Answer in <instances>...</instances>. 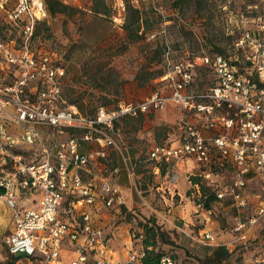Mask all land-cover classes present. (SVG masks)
Instances as JSON below:
<instances>
[{
  "label": "built area",
  "instance_id": "2783aa9c",
  "mask_svg": "<svg viewBox=\"0 0 264 264\" xmlns=\"http://www.w3.org/2000/svg\"><path fill=\"white\" fill-rule=\"evenodd\" d=\"M6 1L0 0V10ZM45 16L41 0H17L3 24L21 23V42L7 35L0 37V199L12 213V228L0 238V244L13 256L14 264H142L143 250H129L120 259L106 248L107 238L86 207L97 201L117 207L124 198L115 183L102 180L96 184L85 174L105 147L120 148L114 138L120 116L152 113L168 103L176 104L184 115L178 121L179 143L153 144L148 160L169 167L174 161L193 158L199 168L207 166L198 175L215 191L218 203L230 199L237 213L232 239L224 245L233 251L229 246L233 243L248 248L257 239L264 242V87L242 75L224 54L178 58L165 41L159 87L141 100L122 103L114 111L100 108L87 118L74 104L64 105L61 79L65 68L47 53L37 55L31 46L35 25ZM235 43L264 57V16L258 18L255 31L243 29ZM199 68L212 76L211 83L200 90L195 83ZM77 129L81 139L95 141L100 149L81 151L74 134ZM123 159L129 161L128 156ZM217 166H231L229 181L211 169ZM177 177L168 173L172 183ZM253 179L257 188L249 194L248 183ZM189 183L187 197L211 216L215 207L205 209L199 183L191 179ZM21 190L37 194L35 207L19 206ZM249 195L256 199L253 207ZM66 199L68 208L64 209ZM245 212L248 215L242 220ZM254 227H259L256 237L250 236ZM201 237L214 243L211 229H205ZM21 258L27 262L19 261ZM253 261L264 264V254ZM157 264L177 262L162 255Z\"/></svg>",
  "mask_w": 264,
  "mask_h": 264
},
{
  "label": "rangeland",
  "instance_id": "374dc122",
  "mask_svg": "<svg viewBox=\"0 0 264 264\" xmlns=\"http://www.w3.org/2000/svg\"><path fill=\"white\" fill-rule=\"evenodd\" d=\"M16 1L7 0L0 10V37L7 35L20 43L21 23L3 24V17ZM41 1L46 9L45 0ZM60 1L75 10L52 16L46 9V16L35 25L31 46L37 55L47 53L65 68L61 79L64 105L74 104L84 117L92 118L100 108L114 111L120 104L141 100L159 87L161 83L157 79L159 72L163 73L165 41L178 58L224 54L240 65L242 75L260 88L264 87V57L252 48H238L235 43L243 29L255 31L258 18L264 16V0ZM135 9L139 21L133 27L139 26V30L131 38L124 24L127 19H134ZM259 65L261 69L257 68ZM211 81L210 72L199 68L196 88L204 89ZM183 117L180 107L173 103L146 116H120L115 121L118 134L114 135L120 148L105 147L104 154L97 156L102 168L93 161L89 167L93 174L122 182L129 194L124 196L120 206L91 205L86 210L94 225L102 228L107 238L106 248L120 259H124L128 249L145 250V242H148L155 254L170 255L177 264H211L222 260L231 264H256L253 258L264 254L261 239L246 249L238 243L229 245L234 248L233 254L224 245L232 239L231 229L237 214L234 207L215 202V212L209 216L204 211H195L192 200L156 188L160 170L165 169L161 165L158 171V163L147 160L149 149L155 143L178 139L181 133L178 121ZM154 119L159 123H154ZM74 134L84 152L100 149L95 141L81 139L80 130H74ZM37 155L35 160L39 159V153ZM123 156L129 157L133 170ZM177 171L180 172L171 166L170 173ZM222 171L232 176V168L223 167ZM93 174L85 175L92 178ZM182 179L179 174V181ZM255 187L257 183H249V189ZM205 192H208L207 187ZM19 195V206L35 207L37 194H25L21 190ZM206 199L202 200L204 204ZM67 200L64 209L68 208ZM62 215L69 218L66 213ZM11 217V210L0 199V226H9ZM145 224L147 226H143ZM207 228L211 229L213 242L221 246H211L202 239L201 234ZM6 232L7 227L0 229V238ZM19 261L27 262L24 258ZM0 264H12L10 254L1 244Z\"/></svg>",
  "mask_w": 264,
  "mask_h": 264
},
{
  "label": "trees",
  "instance_id": "16d2710c",
  "mask_svg": "<svg viewBox=\"0 0 264 264\" xmlns=\"http://www.w3.org/2000/svg\"><path fill=\"white\" fill-rule=\"evenodd\" d=\"M45 5H46V9L49 12L50 15H55L56 13H66L68 12L69 9H71L72 11H74L75 9L71 6H69L68 4L63 3L60 0H45ZM96 12H99L97 9H95ZM135 11L137 12L134 15V19L130 20L127 19L125 24H124V29L126 34L133 38L134 35H137V32L139 30V26L138 27H133V25H136V23L139 21V15H138V10L135 9ZM239 67V71H241L240 65H238ZM163 73L162 71L159 72V76H161ZM81 151H83L81 149ZM229 168H231V166H228ZM206 168H208L207 166H201L200 168H198L195 173L190 174L189 179H191L193 182H198L200 185V191L201 193L204 195L203 198L200 199L201 203L203 204L205 209H210L214 207V203L220 201L214 190H212L211 186L208 185V182L203 180L202 177L199 174L200 170H205ZM211 169L213 171H215V173H220L223 174L225 177V181H229L230 177H228V174L223 173L222 171V167L220 168L219 166L217 167H211ZM230 173V172H229ZM251 183L254 185L255 180L253 179L251 181ZM205 187L208 188V192H205ZM256 191V188H252V189H248L249 194H252V192ZM207 198L205 200V204L203 203V199ZM222 204L224 205H228L230 208H232L231 206V200L226 198L224 200L221 201ZM256 204V199L254 196L249 195V206L253 207ZM248 215V212H245L242 216V220H245L246 217ZM143 226H147L146 224ZM154 226V225H151ZM146 243V249L143 250L144 254L141 257V263L142 264H157L159 258L162 256L161 254H155L154 250L150 248L151 244H149L148 242ZM221 246V245H220ZM218 247V246H215ZM243 249V248H242ZM246 249V248H244ZM229 251V250H228ZM230 254H233V251H229ZM11 256V255H10ZM237 259V258H236ZM11 262L12 264H14V259L13 256H11ZM224 263H232L231 261H216L213 262L211 264H224Z\"/></svg>",
  "mask_w": 264,
  "mask_h": 264
},
{
  "label": "crops",
  "instance_id": "0c3cea01",
  "mask_svg": "<svg viewBox=\"0 0 264 264\" xmlns=\"http://www.w3.org/2000/svg\"><path fill=\"white\" fill-rule=\"evenodd\" d=\"M143 115L146 116V114H143ZM153 122L154 123H159L156 119H154ZM165 142L170 143L172 146H176L179 143V141L177 140V138L174 139V140L173 139H169V140H167ZM147 160H148V158H147ZM129 163L132 164L130 162V160H129ZM155 163H157V162H155ZM93 164L94 165H97L98 164V166H100L102 168V163L98 161V157H96L93 160ZM160 166H161V164H159V165L157 164L156 165V168H157L158 171L160 170L159 169ZM171 166L172 167H176L180 171V172L177 171L176 173L173 172L174 174H177V176H178L177 177V180L174 183H172L168 179V173L171 171ZM163 167H164L165 170H163V171L160 170V180H159L156 188L157 189H161L163 192L168 191V193H171V194L176 193L177 195H179L183 199L184 198L185 199H189L187 197V195H186V192L188 191L189 185H190V183H189V176H190V174L195 173V171L199 168V164L193 158H186L184 160L172 162L169 167H166L165 165H163ZM90 173L93 174L92 171H91V169H90ZM179 174H181L183 176V179L181 181H179ZM93 179H94V182L96 184H99L102 180H108L106 177H103L102 175L99 176L98 174H93ZM108 181H110V180H108ZM110 182H112V181H110ZM113 183H115L119 187V189L121 190V193L123 195V198H124L125 195L128 196L129 192H128L127 188H125V185L122 182H119V183L113 182ZM249 183H251V182H249ZM249 183H248V185H249ZM187 204L188 203H186V205ZM101 205H103V204L100 201H97L94 206L95 207H98V206H101ZM198 210L199 209H195V211H198ZM183 213L184 212L181 211V215H183ZM111 226H113V225H111ZM256 226H260V225H256ZM6 227H7V232L5 234H7L11 230V228H12V217L10 219L9 226H0V229L6 228ZM258 232H259V227H254L251 230V232H250V236L256 237L257 234H258ZM209 245H211V246H217V245H220V244H218V243H211ZM127 251H129V249ZM111 252L113 253L114 256H116L115 255V252L113 250H111ZM126 254H127V252H126ZM116 257H118V256H116ZM66 259L67 258L65 256V252H64V259L63 260L65 261Z\"/></svg>",
  "mask_w": 264,
  "mask_h": 264
}]
</instances>
